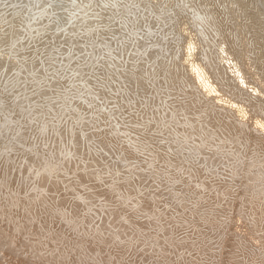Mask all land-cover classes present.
Wrapping results in <instances>:
<instances>
[{
	"label": "water",
	"instance_id": "1",
	"mask_svg": "<svg viewBox=\"0 0 264 264\" xmlns=\"http://www.w3.org/2000/svg\"><path fill=\"white\" fill-rule=\"evenodd\" d=\"M32 2L0 0V23L19 27ZM169 10L101 100L65 103L64 82L47 85L42 96L59 98L67 121L48 125L47 148L0 144V264H264V0ZM31 11L30 28L50 23ZM15 68L0 60V74ZM109 168L122 172L123 199ZM189 168L199 188L178 171Z\"/></svg>",
	"mask_w": 264,
	"mask_h": 264
},
{
	"label": "snow or ice",
	"instance_id": "2",
	"mask_svg": "<svg viewBox=\"0 0 264 264\" xmlns=\"http://www.w3.org/2000/svg\"><path fill=\"white\" fill-rule=\"evenodd\" d=\"M170 3L172 0H43L42 3L33 0L30 5L23 6L28 11L19 16V27L14 23L17 17L0 23V60L6 58L16 65L11 76L0 74V144L5 151H10L8 144L20 139L31 141L35 148L42 143L47 148L48 144L41 137L48 133V125L55 128L61 121L67 123L54 108L63 109L65 104L59 103V98L42 96L49 83L64 82L59 92L65 103L85 93L94 100H101L100 92H111L118 74L128 70V63H140L147 52L132 61L125 60V56L137 57L139 53L136 49L141 47V41L148 48L152 47L151 37L155 33L150 20H159L161 16L158 13L167 16L175 14L172 10L165 12ZM180 6L173 4V8ZM32 8H36L40 18H46L50 23L43 25L42 29L30 28L31 22L38 19ZM180 22L181 17L177 15L175 24L179 26ZM66 25L72 26L71 33ZM61 33L64 40L59 44L50 38ZM38 96L45 103L33 99ZM88 107L93 105L90 103ZM154 122L149 118L146 124ZM138 126L146 128L145 124ZM159 127L170 126L161 121ZM144 144L145 149L150 147L147 141ZM33 150L32 146L27 148L29 152ZM51 157L50 153L45 162L48 163ZM178 171H186L190 185L196 182V187H200L197 170ZM105 175L111 179L109 186L117 191V198L123 199L124 194L117 188L122 183V172L109 168Z\"/></svg>",
	"mask_w": 264,
	"mask_h": 264
}]
</instances>
